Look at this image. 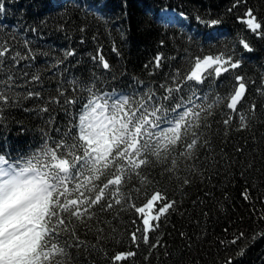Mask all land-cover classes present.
Wrapping results in <instances>:
<instances>
[{"label": "snow or ice", "instance_id": "snow-or-ice-1", "mask_svg": "<svg viewBox=\"0 0 264 264\" xmlns=\"http://www.w3.org/2000/svg\"><path fill=\"white\" fill-rule=\"evenodd\" d=\"M242 3L244 12L237 20L264 40V16L248 6L247 0H232L228 11ZM5 8L0 0V12ZM84 11L95 13L105 24L110 19L98 8ZM187 15L165 7L153 14V22L167 30L179 26V17ZM196 19L211 26L221 23L219 17L197 14ZM87 27L81 24L80 30ZM29 30L39 33L35 25ZM180 33H184L183 27ZM183 38L189 44L194 39L191 34ZM84 39L81 35L80 40ZM207 39L217 40L218 36ZM160 44L165 41L161 39ZM237 45L249 52L255 48L248 35L238 32L231 47L225 44L214 53L209 50L182 57L188 63L183 71L180 66H170L164 79L146 85L138 79L143 87L120 89L108 85L95 70L87 79L75 74L66 77L61 66L67 57L76 55L75 47L62 49V56L47 58L49 53L36 46L26 32L0 30V121L8 118V109L31 97L41 101V112L57 105L68 115L62 126L54 113L49 116L44 139L37 146L15 154L0 151V264H81V257H87L85 264H96L93 256L105 258L108 264H124L126 258L137 255L142 244L147 260L161 244V217L167 220L183 202L158 184L151 169L164 165L161 174L174 177L181 195H186L184 186L194 178L210 182L213 173L227 171L237 162L224 148H217L216 136L222 135L221 143H225L233 125L251 132L264 115V103L257 104V99L264 100V77L255 87L256 96L249 91L255 81L244 73L234 74L235 83L228 91L218 88L222 73L244 63ZM112 46L118 51L115 41ZM102 48L99 45L91 58L110 72L113 66ZM41 55L46 57L43 64L38 62ZM167 59L164 52H157L151 71ZM46 70H50L48 76ZM53 77L58 81L55 88L45 84ZM252 139L257 137L253 134ZM246 144L235 145L231 151L239 156ZM252 163L251 159L244 162L240 174ZM148 185H152L150 193ZM142 188L145 198L140 201ZM244 196L251 199L247 190ZM125 212L132 213L134 225L141 223L128 233L131 247L117 250L126 231L120 227ZM260 218H264V208L257 212ZM258 235L264 236V231H253L248 237L239 231L221 243ZM245 250L246 246L240 247L237 254L243 255ZM233 259L229 255L222 264H231Z\"/></svg>", "mask_w": 264, "mask_h": 264}, {"label": "trees", "instance_id": "trees-1", "mask_svg": "<svg viewBox=\"0 0 264 264\" xmlns=\"http://www.w3.org/2000/svg\"><path fill=\"white\" fill-rule=\"evenodd\" d=\"M4 2L6 8L0 12V25L4 28L0 30L26 32L33 38L36 46L49 53L47 58H52L53 54L62 56L61 50L64 48L77 49L76 55L67 57L61 66L66 77L75 74L87 79L95 70L96 73L103 74L104 80L110 86L120 89L143 87L144 85H138V79L143 80L146 85L151 81L166 78L165 74L169 73L170 66H180L182 71L186 69L187 61L181 60L186 55L207 53L209 50L214 53L225 44L231 47L236 42L238 32L248 35L255 48L249 52L237 45V52L243 53L244 63L217 78L219 90L228 91L229 85L235 83L234 74L244 73L246 77L255 81L254 84H250L249 91L256 96L255 87L264 77V40L249 33L246 26L237 20V16L244 12L243 3L228 11L232 0H4ZM247 5L255 7L258 14L264 16V0H247ZM86 7L100 9L110 17L108 23L101 21L95 13L86 14L84 11ZM165 7L175 10L177 15L180 12L188 13L186 17H179L181 24L187 28H183L184 33H180L182 26L165 30L153 22V14ZM197 14L219 17L221 23L215 26L207 25L196 19ZM61 24L64 25L63 28L59 27ZM81 24L88 25L83 32L80 30ZM30 25L38 26L39 33L43 35L31 32ZM188 34L194 38L190 44L183 38ZM81 35L85 37L84 41L80 40ZM210 35H217L218 39H207ZM161 39L165 44H160ZM113 41L118 51L113 49ZM99 45H103L102 51L113 66L110 72L91 58V54ZM157 52H164L168 59L164 60L162 67L152 72ZM45 59L46 57L41 55L38 62L43 64ZM49 71H45V76L49 75ZM57 82L54 77L45 80V84L52 88H55ZM40 103L38 98H25L20 104L7 110L8 118L0 121V151L11 150L15 154L37 146L44 139L46 121L53 113L58 125L66 123L68 115L62 106L50 105L49 111L41 112ZM261 103H264V100L257 99L258 107ZM73 110L70 108V111ZM261 112H264V109ZM216 119H219V116ZM52 133L56 134L54 128ZM253 134L257 137L256 140L252 139ZM222 139V135L216 136L217 148H224L237 162L227 171L213 173L210 182L202 181L199 177L194 178L189 185L184 186L183 191L187 193L186 195H181L174 177L170 179L166 172L161 174L164 165L156 164L151 169L150 174L158 184L163 185L169 195H174L177 200L182 199L183 202L179 205V210L172 212L167 220L161 217L162 235L159 236L161 244L152 250L151 256L145 259L147 250L142 244L137 250V255L126 258L124 264H222L229 255L234 257L231 264H264V236L245 239L253 231H264V218L257 219V212L264 208V115L255 122L251 132L238 130L233 125L225 143H221ZM245 141L246 150L241 155L238 156L231 151L235 145H245ZM203 151L202 149L201 154ZM249 159L253 161L252 167L244 170V174L241 175L242 166ZM151 190L152 185H148L147 191L150 193ZM245 190L251 199L245 198ZM144 198L145 192L142 188L138 200L142 201ZM193 201H196L195 205ZM131 217V212L123 213L120 227L126 231L123 240L116 246L117 250L131 247L128 233L135 227H140L141 222L134 225ZM239 231H244L245 237L235 243L227 245L221 243L222 240H231L232 234ZM182 232L186 235H181ZM245 246L244 254H237L238 249ZM111 247L110 244V251ZM93 259L96 264H108L103 257L93 256ZM86 260L87 257H81V264H85Z\"/></svg>", "mask_w": 264, "mask_h": 264}]
</instances>
